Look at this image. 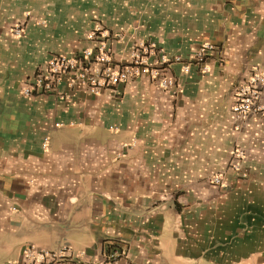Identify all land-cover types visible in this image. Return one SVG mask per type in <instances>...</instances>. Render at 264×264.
<instances>
[{"label": "crops", "instance_id": "1", "mask_svg": "<svg viewBox=\"0 0 264 264\" xmlns=\"http://www.w3.org/2000/svg\"><path fill=\"white\" fill-rule=\"evenodd\" d=\"M97 26L117 65L155 41L173 88L142 74L23 91L51 56L96 47ZM254 71L264 0H0V264H28L27 245L112 264L114 244L129 264H264V86L260 111H233Z\"/></svg>", "mask_w": 264, "mask_h": 264}, {"label": "built area", "instance_id": "2", "mask_svg": "<svg viewBox=\"0 0 264 264\" xmlns=\"http://www.w3.org/2000/svg\"><path fill=\"white\" fill-rule=\"evenodd\" d=\"M16 36L23 32L20 24L14 26L12 31ZM109 33L102 26H97L89 34L90 38L98 39L96 47H88L80 55L55 54L47 62L46 69L37 73L32 82L26 84L23 91L31 94L34 91H52L56 85L68 78L69 85L77 82L83 83L89 91L101 93L107 87L130 80L142 74H148L155 79L162 89H172L174 78L163 72V65L169 61L164 49L158 48L155 41H140L132 52L131 58L123 65H117L110 54L106 37ZM216 45L212 42H203L193 53L192 61L203 72H208L207 63L209 54L215 51ZM175 60H181L177 55ZM191 63L183 65L187 72ZM264 86V72L254 71L246 82L241 84L236 91V102L233 111L240 117L249 113L260 111L259 104L262 87ZM44 147L48 145V137L44 139ZM215 183H220L222 178L217 175L213 178ZM28 264H76L83 253L73 251L71 246L64 245L56 249L40 248L27 245L23 249ZM123 251L114 244L108 252L107 259L112 264H129L121 260ZM17 264V263H8Z\"/></svg>", "mask_w": 264, "mask_h": 264}]
</instances>
